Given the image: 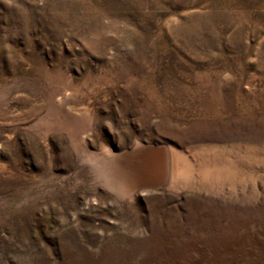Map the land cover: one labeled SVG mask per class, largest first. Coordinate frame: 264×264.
Masks as SVG:
<instances>
[{
	"label": "rangeland",
	"instance_id": "374dc122",
	"mask_svg": "<svg viewBox=\"0 0 264 264\" xmlns=\"http://www.w3.org/2000/svg\"><path fill=\"white\" fill-rule=\"evenodd\" d=\"M137 143L223 181L117 195ZM262 196L264 0H0V264H264Z\"/></svg>",
	"mask_w": 264,
	"mask_h": 264
},
{
	"label": "bare ground",
	"instance_id": "6f19581e",
	"mask_svg": "<svg viewBox=\"0 0 264 264\" xmlns=\"http://www.w3.org/2000/svg\"><path fill=\"white\" fill-rule=\"evenodd\" d=\"M220 152H213L212 160L207 156L208 153L197 154L193 164H190L191 162L187 164L185 157L176 155L173 150L154 149L149 145L142 146L137 143L130 153L116 155L107 152L100 169L106 176L109 190L120 196H127L135 190L149 192L165 185L170 188L187 187L208 192L213 190L215 183H221L224 178L217 163ZM247 152L243 156V161L246 164L255 163L252 157L254 152ZM108 171L110 173L106 175Z\"/></svg>",
	"mask_w": 264,
	"mask_h": 264
},
{
	"label": "water",
	"instance_id": "95a60500",
	"mask_svg": "<svg viewBox=\"0 0 264 264\" xmlns=\"http://www.w3.org/2000/svg\"><path fill=\"white\" fill-rule=\"evenodd\" d=\"M151 147L154 148V149L162 148V147H159V146H151Z\"/></svg>",
	"mask_w": 264,
	"mask_h": 264
}]
</instances>
